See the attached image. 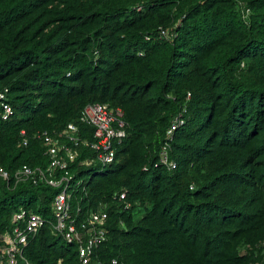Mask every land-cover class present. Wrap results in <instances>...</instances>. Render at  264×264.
Listing matches in <instances>:
<instances>
[{"label":"trees","instance_id":"1","mask_svg":"<svg viewBox=\"0 0 264 264\" xmlns=\"http://www.w3.org/2000/svg\"><path fill=\"white\" fill-rule=\"evenodd\" d=\"M5 88L13 114L3 119L0 104V166L12 177L0 178V229L21 207L49 220L25 249L32 264L81 262L52 232L61 188L13 175L49 166L38 132L58 138L74 122L93 140L79 120L93 103L122 107L128 123L113 163L82 165L95 151L78 146L70 165L81 182L71 213L109 212L95 259L264 264V0H0ZM178 115L177 167H157ZM123 191L129 209L114 199Z\"/></svg>","mask_w":264,"mask_h":264},{"label":"built area","instance_id":"2","mask_svg":"<svg viewBox=\"0 0 264 264\" xmlns=\"http://www.w3.org/2000/svg\"><path fill=\"white\" fill-rule=\"evenodd\" d=\"M156 35L170 41L174 38L173 31L167 28H160ZM146 38L151 39V35ZM8 92V88L0 91L3 119H8L13 114V107L8 101ZM124 115V109L120 106L110 107L102 103L88 104L82 110L79 120L93 127V140L81 138L79 127L74 122L68 123L67 128L59 134L58 138L48 131L38 132L36 136L43 139L47 155L50 157L49 166L42 169L23 165L13 175L16 183L30 179L34 181V184L44 182L52 187L61 188L51 205L54 217L51 223L52 232L62 236L67 243L75 245L81 264H106L95 259V249L108 239L109 212L106 205L101 203L99 210L90 211L87 217L82 218L81 212L75 216L71 213L73 192L81 182L75 184L76 174L72 173L70 165L80 156L78 146L95 151V157L84 159L81 162L82 165L89 166L98 162L106 167L113 163L117 145H120L127 136L128 123ZM183 124L182 115H178L166 132V139L155 166H165L169 170L177 167L175 161L170 158L169 149L175 131ZM22 134H25L24 130ZM23 143L28 144L27 138ZM144 169L147 170V167ZM11 177L12 174L0 166V178L9 180ZM114 199L120 201L125 209L131 207V203L126 201V191L116 193ZM47 223H50L47 218L26 207L14 211L10 225L0 229V264H32L25 255V249L30 239L35 237ZM111 264H119V260L113 259Z\"/></svg>","mask_w":264,"mask_h":264},{"label":"clouds","instance_id":"3","mask_svg":"<svg viewBox=\"0 0 264 264\" xmlns=\"http://www.w3.org/2000/svg\"><path fill=\"white\" fill-rule=\"evenodd\" d=\"M126 137H127V136H126ZM162 146H163V145H162ZM145 167H147V170H148V166H145ZM145 167H144V168H145ZM144 170H145V169H144ZM127 202H129V201H127ZM129 203H131V202H129ZM131 205H132V204H131Z\"/></svg>","mask_w":264,"mask_h":264}]
</instances>
